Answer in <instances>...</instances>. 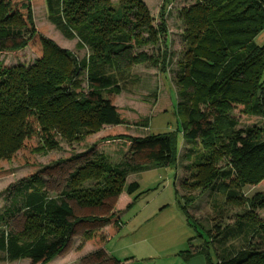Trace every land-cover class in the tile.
Masks as SVG:
<instances>
[{"label":"trees","instance_id":"trees-1","mask_svg":"<svg viewBox=\"0 0 264 264\" xmlns=\"http://www.w3.org/2000/svg\"><path fill=\"white\" fill-rule=\"evenodd\" d=\"M36 1L0 0V53L29 45L39 54L28 68L8 66L0 60V161L17 157L34 165L40 147L35 138L38 134L43 143L54 146L57 133L81 140L103 124L129 123L124 110L115 104L122 90L117 76L120 62L152 59L145 52L133 55V48L142 41V33L154 37L158 30L165 31L164 21L158 29L152 24L143 0H44L51 21L67 38H78L77 48L88 49L89 54L78 59L33 24L32 5ZM169 2L165 1L162 18ZM182 15L186 26L183 69L194 85L193 91L180 92L188 96L187 103H182L183 139H200L214 157L229 154L228 167L214 168L213 164L204 184L231 199L236 196L235 186L264 183V125L237 128L239 120L227 108L240 105L248 116L264 119V44L256 42L264 31V0H194ZM84 75L87 90L83 87ZM199 100L203 107L198 106ZM99 140H124V158L112 163L106 154H95L93 145L89 151L94 158L70 173V190L51 195L45 189L44 175H51L68 160L62 159L0 193L5 202L0 212L1 261L28 259L31 264H49L78 229L85 227L86 242L96 246L88 256L90 264H126L105 245L106 235L121 228V212L134 203L122 194L134 195V199L140 194V183H127L126 178L152 164L173 165L179 141L175 134L137 136L126 132L104 135ZM80 156L76 154L70 160ZM212 162L215 158L200 168ZM6 172L0 165V174ZM90 178L97 180L96 185L83 190L82 182ZM71 199L77 200L81 212H76ZM122 199L124 206L119 207ZM250 204L264 209V190ZM180 206L188 224L205 241L180 251L181 255H203L207 264H264V247L260 246L223 249L217 255L218 263H214L210 242L214 236H227L228 231L218 230L211 237L212 230H208L209 235H203L197 227L201 224L182 200ZM18 216L24 217L21 232L11 227ZM260 223L264 230V221ZM245 224L240 222L239 226Z\"/></svg>","mask_w":264,"mask_h":264},{"label":"rangeland","instance_id":"rangeland-1","mask_svg":"<svg viewBox=\"0 0 264 264\" xmlns=\"http://www.w3.org/2000/svg\"><path fill=\"white\" fill-rule=\"evenodd\" d=\"M143 1L150 11L152 24L158 29L164 21L165 31L158 30L157 36L154 37L146 32L142 33V41L133 48V55L145 52L152 59L120 62L117 76L122 90L117 95L115 104L124 110L123 113L130 119L129 123L125 126L103 124L98 131L87 133V136L81 140H74L57 133L53 139L54 146H47L40 135H36L40 147L35 155V165L25 164L17 157L0 161V165L7 169L6 174H0V193H4L10 184L32 175L39 168L53 165L62 159L68 160L59 164V168L51 175H44L45 189L51 195H57L63 189L70 190L71 188L67 186L70 184V173L94 158L89 151L91 146H95V154H106L112 163L124 158L127 152L125 141L99 140L104 135L124 132L137 136L175 134L179 141V154L173 165L152 164L127 176V183L132 181L140 183V194L136 199L134 195H128L126 192L122 194L124 198L130 197L134 202L128 210L120 214V218L129 226L121 227L113 235H106L108 248H117L114 252L117 255L121 254L120 256H123L121 258L129 256L133 259L132 256H135L129 264H177L176 252L187 250L191 245L205 244L203 236L188 224L180 200L185 203L194 219L201 224L197 227L203 235L208 234V230H212L211 237L218 230L228 231L227 236L224 237V234L214 236V241L210 242L209 249L214 263H218L217 255L223 249L238 251L252 246L264 247V230L261 229L260 223L264 221V209L253 208L250 204V200L264 190V183L235 186L236 196L231 199L223 193L213 191L209 184H204V180L208 179L213 164L214 168L228 167L229 154L218 153L214 157L211 148H205L200 139L197 142L183 139L180 123L185 116L182 103H187L188 96H182L180 92L193 91L194 85L185 77L186 72L183 69L186 26L182 10L193 5L194 0H170L164 18L162 11L163 7L167 6L166 0ZM32 13L33 24L37 28H42L43 33L57 45L73 51L78 59L89 54L87 48H77L78 38H67L60 27L51 21L44 0L33 3ZM256 42L260 45L264 44V31L257 36ZM38 58L39 54L29 45L14 52L0 53V60L8 66L23 65L28 68ZM83 79V87L87 90L86 75ZM197 104L200 107L204 106L200 100ZM227 108L239 120L237 128L255 124L264 125L262 117L248 116L240 105ZM146 117L147 120H144ZM223 140L228 138L224 137ZM21 153L18 152V155ZM80 153L82 156L70 160ZM214 158V163H208L210 166L200 168L201 164L210 162V159ZM96 182L94 178L87 179L82 182L81 188L88 190L95 186ZM70 202L76 212L82 211L77 200L71 199ZM123 202V199L119 200L118 206H124ZM4 203L0 197V212ZM240 222L247 224L241 227ZM11 227L18 232L23 231L24 217H16ZM104 229L106 232L108 227ZM84 230L85 227H80L49 264H90L88 256L96 246L86 242ZM14 264L31 263L28 259H21Z\"/></svg>","mask_w":264,"mask_h":264},{"label":"crops","instance_id":"crops-1","mask_svg":"<svg viewBox=\"0 0 264 264\" xmlns=\"http://www.w3.org/2000/svg\"><path fill=\"white\" fill-rule=\"evenodd\" d=\"M120 222H121V227L126 226V228H127L129 226V224L127 226L126 223H125V221L122 220L121 218H120ZM110 238H111V236L109 237V239ZM105 245H106V247H107V249L109 250L110 253H112L113 255H115L116 257H118L119 259L124 260L126 264H129V261H132V260L135 259V256H132L133 259L129 258V256H128V258L127 257L126 258H121V257H123V256H120L121 254L120 255H117L114 252V251L117 250V248H114L115 249L114 250L113 248L112 249L108 248V244L107 243H105ZM118 250H121V248H118ZM171 254H173V253H171ZM175 258H176L175 260H176L177 264H204V262H206L204 256L203 255H200V254H195V255L186 257L184 255H181L180 252H176L175 253ZM19 260H21V259H19ZM17 261L18 260H14V261H7V260L6 261H1L0 260V264H14Z\"/></svg>","mask_w":264,"mask_h":264}]
</instances>
